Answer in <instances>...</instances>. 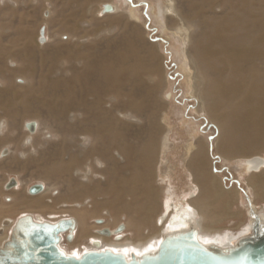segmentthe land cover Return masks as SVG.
I'll list each match as a JSON object with an SVG mask.
<instances>
[{
	"label": "rangeland",
	"instance_id": "obj_1",
	"mask_svg": "<svg viewBox=\"0 0 264 264\" xmlns=\"http://www.w3.org/2000/svg\"><path fill=\"white\" fill-rule=\"evenodd\" d=\"M231 1L220 0L212 9L202 0H175V12L163 15L158 6L167 11L168 0H0V152L3 148L9 150L0 156V185L16 177L20 187L11 191L22 203L15 207L7 201L8 206H2L10 194L0 195V224L4 217L23 212L40 213L48 221L73 217L77 221L74 237L71 241L64 238L60 247L77 256L97 248L95 242L105 249L106 242L143 244L151 237L156 242L163 231L158 217L165 213L166 201L182 202L184 196L193 193V174L187 164L194 157L190 148L200 142L207 146L208 170L234 194L229 214L222 218L218 229H213L216 232L204 236L197 226L201 236L215 239L219 235L227 243L228 236L253 230L256 218H264V193L250 185L258 172L247 171L246 166L254 157L264 158V145L256 141L259 144L253 143L249 153L236 148L235 154L221 148L224 133L203 97V91L215 79L209 73L214 67H205L197 52L199 40L209 29L210 17L226 16L241 0H233V5ZM253 2L256 9L260 0ZM105 3L115 4L118 10L104 13ZM199 7L204 8L201 14L196 11ZM177 25H192L193 31L180 33ZM42 27L46 36L43 42ZM186 35L188 40H182ZM122 52L128 56V63L139 58L146 69L136 84L143 100L131 113L114 107L112 95L107 96L100 84V68ZM195 70L204 79L199 82L203 86L198 90L201 97L194 92ZM68 86L74 100L69 102L82 108H68L65 115L59 108L67 106L64 101L68 100ZM15 91L18 96L28 91L35 94L20 98V102L14 99ZM52 92L58 112L46 106ZM86 103L96 106L97 113L87 110ZM97 115L113 127L114 133L123 128L128 155L110 145L116 138L109 130L100 141L86 139L85 133L96 126L93 117ZM31 121L38 123L32 134L27 129ZM72 150L76 151L77 167L68 170ZM126 166H133V171L152 168L153 172L149 186L155 192L157 208L140 233L131 210L125 209L127 205L137 207L133 196L125 193L117 203L111 202L114 195L109 188L115 184L121 189L133 172ZM35 183L51 190L31 195L28 188ZM73 188H89V197L75 198ZM98 188L101 193L95 192ZM172 210L167 213L174 216ZM100 219L103 223L97 222ZM121 224L125 229L118 236L98 233ZM101 236L106 238L104 244ZM132 251L131 247L119 250L125 255Z\"/></svg>",
	"mask_w": 264,
	"mask_h": 264
},
{
	"label": "bare ground",
	"instance_id": "obj_2",
	"mask_svg": "<svg viewBox=\"0 0 264 264\" xmlns=\"http://www.w3.org/2000/svg\"><path fill=\"white\" fill-rule=\"evenodd\" d=\"M168 1L170 2V7H167V11H164L163 8L159 5L158 12L163 13V15H171L175 12V0ZM202 1L204 5L206 4L208 6V8L213 9L215 3L219 2L220 0ZM234 1L232 0L230 4L232 3L233 5ZM253 4H255L253 0H241L239 1V4L235 3L233 5V10L227 13L226 16H213L214 18L210 17V19L207 21L209 29L203 35V38L199 40V43L197 45V52L199 53L200 61H202V63L206 65L205 67L211 66L214 67V69L212 70H215L214 73L212 72V70H209V73H211V75H214L215 79L210 82V86L207 88V90L203 91L205 93L203 96L205 101H203L204 103L206 102V108L210 111L213 119H215L219 123L224 133L221 140V148H223L224 151H228V154H235L234 149L236 148H240L243 152L246 151L249 153V151L253 148V143H257L256 141L264 145V0H260L259 5L256 9L253 7ZM111 5L113 9L106 12L114 13L118 10L115 4L111 3ZM103 8L104 6L102 7V11ZM203 10V7H199V9L196 11L198 14H201L203 13ZM182 16L183 15H181V17ZM191 30L192 25H188L187 27L177 25V31L180 33H191ZM43 38H46L45 33ZM187 38L188 37L186 35L185 39H181L188 40ZM127 57L128 56L126 55V53L122 52L121 55L117 57V59L114 58L112 60V63H107L102 66L100 68L102 73V82L100 84L102 90L104 91V93H106L107 96H109V94L112 95V98L114 100V107H123L125 112L131 113V110H134V107L137 106V103H141L143 100L141 99L142 95L139 94L138 90L136 89V84L137 80L141 77L142 73H144L146 69L141 61H139V58H133L134 62H132L131 64L128 63L129 61L127 62ZM216 65H220V68L217 69ZM195 72L196 81L194 84L196 91L194 92L200 96V93L202 92L198 90L201 87L203 88V86L199 85V82L202 83L204 79L202 80V77H200L201 75L199 76V72L197 73L196 70ZM227 73L229 76L227 75ZM73 82L76 83L77 80H74ZM40 88H44V84ZM66 92V97L68 100H65L64 102L65 105L67 103V106L65 108H62V106H60L61 108L58 107L65 115L66 113H68L67 111L69 109H78L80 107L79 105V107L72 106L71 101L69 102L70 99L74 101L72 99L73 97H71L69 86ZM33 93L31 91H28L25 94H21V96H18L19 94L17 93V91H15L13 95L15 97L14 99H18L21 102L20 98H23L24 100V98L26 99L30 96H33L35 94ZM50 97L51 98L49 99V102L47 100L46 106L48 107L49 111L58 112L59 109L55 106L58 104V101L55 100L56 98L54 92H52ZM76 99L77 98H75V100ZM82 105H84V103H82ZM81 108L82 107H80V109ZM86 108L87 110H94V113L96 112V106L89 107V105L86 103ZM93 118L95 119L96 126L92 131H88L87 133H85L84 136L86 137V139H94L95 141H100V138L104 139L107 136V131L109 130V132H112L116 138L113 139L110 145L121 148L122 153L128 155L129 149L127 148L126 143L127 137L124 133L123 128H118L116 133H114L113 127L107 125V123L101 116L97 115ZM31 122L27 124V129L32 134L38 128V123L34 121L36 123V126L34 131H31ZM0 130H2L1 127ZM167 140L168 136H166L165 138V145L167 143ZM30 141L31 135L26 138L25 144L28 145ZM152 142L153 141H151L150 143L154 145V143ZM263 145L260 146L262 147ZM206 147L200 142L199 144L195 142L190 148L192 150L191 153L194 156L187 164V166L192 171L194 179L193 183L190 184L193 187L191 191V193H193H190L191 195L189 194L191 200H188V196H184L182 202H177L175 200L166 201V211L165 213L163 212L160 217H158V223L163 230L160 234V238L155 242L153 241V237H151L143 244H112L106 242V245H108L106 249L119 252V250H122L123 248L126 249L127 247H131L134 251H132L131 254L129 253L130 255H126L128 258H131L133 254L142 256L144 253H155L159 248V244L166 235H178L182 232H186L193 224L198 226L202 233L206 234L204 236H208L209 234L216 232L213 231V229H218L217 225L221 223L220 221L222 220V218L229 214V210L233 203L234 194L230 190L227 191L221 181H219L218 178L208 170V164L206 160ZM72 152L73 157L71 156L72 159L69 161V164L67 166L68 170H72L77 167V162L76 160H74V154L76 153V151L72 150ZM102 152L104 153L103 148L101 154H103ZM8 153L9 150L7 154ZM7 154H4V150H1L0 152V156ZM148 159L151 160L153 158L150 155ZM253 159L249 160L246 169L247 171H254L258 173L252 176V179H250V185L254 189L256 188L258 191L264 193V158H261L263 160L262 163L252 161ZM125 168L131 169V171H133V166H126ZM130 175L131 176L129 178H126L125 182L122 183L123 185L121 186V189H119L115 184H113L111 188H108L112 191V195H114L111 201L112 203H117L121 196H123L125 193L131 194L133 196V199L137 201L136 205L139 208H137L133 204L132 207L130 205L125 206V209L131 210V213L135 218L134 220L139 227L137 230H139L140 233L141 227H143L144 224L148 223L147 221L149 220V217L157 208L155 201L156 199L154 197L155 192L152 186H149L151 184L150 178L152 177L153 172L152 168L142 169L141 171L136 169V171H133ZM15 187H20V182L18 180L16 181L14 188ZM50 190L51 187L44 185V190L40 193H49ZM100 191V188H98L95 192L97 193ZM89 192V188H80L77 190L73 188L72 196H75V198H88ZM4 195H8V192ZM139 195H141L140 198ZM12 199L13 198L11 194L8 197L4 198L6 204H8L7 201H9L13 206H15L17 204V200L12 201ZM180 208L182 209V212H179ZM170 209H173L175 211L174 216H171L172 213H167ZM30 214L31 213L23 212L21 217L30 216ZM21 217L11 218L12 221L10 224L1 222L0 246L4 245L5 242L10 240L13 228ZM32 217L36 221H48L43 218V215H41L40 213H38V215H33ZM257 222L260 226H264L263 217H257L255 224ZM244 225H241L239 228ZM83 230L81 234H84L85 231ZM99 231L98 233H100ZM111 232L112 235H118L120 233H123V230L120 233H117L116 229H113L111 230ZM201 232L199 234V239L205 245H217L227 248L239 242V239L241 237L252 234L253 230L244 229V232L241 231L235 235H230L227 237V243L222 241V239H219V235H216L215 239H212L210 237L203 239V237L201 236ZM102 238V244H104L106 238ZM118 238L119 237H117L116 239ZM96 247L97 248H95L94 250H103L102 248H104L105 246L102 248L101 246ZM80 256L81 255H78L77 257Z\"/></svg>",
	"mask_w": 264,
	"mask_h": 264
},
{
	"label": "water",
	"instance_id": "obj_3",
	"mask_svg": "<svg viewBox=\"0 0 264 264\" xmlns=\"http://www.w3.org/2000/svg\"><path fill=\"white\" fill-rule=\"evenodd\" d=\"M112 9L110 3H105L103 12ZM44 30L42 27L41 42L45 41ZM35 126L36 123L31 122V131ZM7 152L5 148L4 154ZM252 161L263 162L261 158ZM12 184H16L15 180ZM43 190V184H36L30 193L35 195ZM97 222L103 223V220ZM76 228L77 221L73 217L58 222H40L32 216H23L13 228L10 240L0 246V264H264V226L258 222L252 234L241 237L231 247L205 245L199 239V228L193 224L186 232L166 235L155 253L133 254L131 258L110 249L90 250L80 257L67 254L60 247L61 234L69 232L68 240H72ZM124 229V224H121L116 232ZM99 232L112 235L109 228ZM95 245L100 246V243L95 242Z\"/></svg>",
	"mask_w": 264,
	"mask_h": 264
},
{
	"label": "flooded vegetation",
	"instance_id": "obj_4",
	"mask_svg": "<svg viewBox=\"0 0 264 264\" xmlns=\"http://www.w3.org/2000/svg\"><path fill=\"white\" fill-rule=\"evenodd\" d=\"M3 135V134H2ZM4 149V148H3ZM2 149V150H3ZM13 180H15V182L18 180L16 177H10V178H8L4 183H3V185H0V193H4V194H7V192L8 191H10L12 188L14 189V186H15V184L13 185L12 184V181ZM13 186H12V185ZM36 184H43V183H35V184H33V185H30L29 186V188H28V193H30V189H31V187L32 186H34V185H36ZM11 185V186H10ZM12 189V190H13ZM8 190V191H7ZM9 194V193H8ZM14 194V193H13ZM31 194V193H30ZM31 195H33V194H31ZM18 203H19V200H18ZM17 203V204H18ZM16 204V205H17ZM21 212V211H20ZM22 216V214L21 215H19V216H16V218L17 217H21ZM69 218V217H68ZM71 218V217H70ZM62 219H67V218H60V219H58V220H53V219H51L52 221L51 222H58V221H60V220H62ZM10 221V222H9ZM11 221H12V219H11V217L9 218V217H4L2 220H1V222H3V223H7V224H10L11 223ZM9 222V223H8ZM48 222V221H47ZM50 222V221H49ZM67 233V234H66ZM68 235H69V233L68 232H65V233H63V235L61 234V237H62V241L64 240V238H67L68 239ZM61 241V242H62Z\"/></svg>",
	"mask_w": 264,
	"mask_h": 264
},
{
	"label": "crops",
	"instance_id": "obj_5",
	"mask_svg": "<svg viewBox=\"0 0 264 264\" xmlns=\"http://www.w3.org/2000/svg\"><path fill=\"white\" fill-rule=\"evenodd\" d=\"M11 190H12V189H11ZM11 190H10V191H11ZM13 190H14V189H13ZM11 192H12V193H9V194H11V196H12V198H13L12 201L17 200L18 198L20 199L19 196L13 194L14 191H11ZM2 194L4 195V193H0L1 196H2ZM19 201H20V200H19ZM1 203H2V204H1L2 206H7V204H6L5 202H4V203L1 202ZM17 203H18V200H17ZM5 204H6V205H5ZM19 204H20V203H19ZM19 204H17V205L19 206ZM21 204H22V203H21ZM21 204H20V205H21ZM17 205H15V207H16ZM15 207H14V208H15ZM23 207H24V205H23ZM23 207H22V209H23ZM1 211H2V209L0 208V212H1ZM20 211H21V210H20ZM12 217H13V216H12Z\"/></svg>",
	"mask_w": 264,
	"mask_h": 264
}]
</instances>
